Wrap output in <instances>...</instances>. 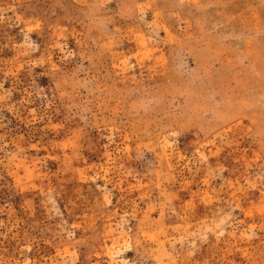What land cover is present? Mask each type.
Masks as SVG:
<instances>
[{"label": "rangeland", "instance_id": "1", "mask_svg": "<svg viewBox=\"0 0 264 264\" xmlns=\"http://www.w3.org/2000/svg\"><path fill=\"white\" fill-rule=\"evenodd\" d=\"M0 264H264V0H0Z\"/></svg>", "mask_w": 264, "mask_h": 264}]
</instances>
